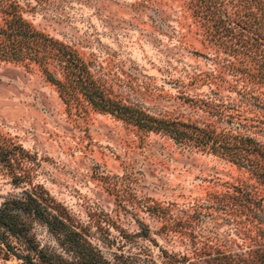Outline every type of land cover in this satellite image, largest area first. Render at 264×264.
<instances>
[{
    "label": "rangeland",
    "instance_id": "374dc122",
    "mask_svg": "<svg viewBox=\"0 0 264 264\" xmlns=\"http://www.w3.org/2000/svg\"><path fill=\"white\" fill-rule=\"evenodd\" d=\"M12 12L75 52L108 101L230 146L177 141L79 90L65 102L30 49L0 55V143L16 157L0 161V204L35 192L80 237L75 248L33 220L46 258L264 264V0H0V48ZM27 247L8 233L0 264H28Z\"/></svg>",
    "mask_w": 264,
    "mask_h": 264
},
{
    "label": "trees",
    "instance_id": "16d2710c",
    "mask_svg": "<svg viewBox=\"0 0 264 264\" xmlns=\"http://www.w3.org/2000/svg\"><path fill=\"white\" fill-rule=\"evenodd\" d=\"M5 33L8 40L0 48V55L19 59L25 53L28 54L27 51L30 49L33 58L39 60L42 64L46 77L57 85L59 93L65 102L75 97V90H79L94 107L133 120L140 127L163 130L177 141L191 138L198 144L207 146L213 151L219 149H222V152L229 151V140L225 136L220 137L218 134H212L207 130L204 131L194 126L192 129H186L181 127V125L189 127L190 125L187 123H179L175 120H156L142 113H134V109L127 105L108 101L103 97L98 85L95 84L85 63L75 52L66 48L57 40L32 29L15 12L11 13ZM39 47L47 49L48 53L44 52L38 55ZM50 56L57 58L63 65L65 71L64 78L60 79L55 77L47 68L46 58ZM14 156L15 153L12 149L0 143V161L10 162L12 158H16ZM33 220L46 223L50 231L57 235L63 242L76 245L75 248L81 244V242L79 243L80 237L78 232L59 213L49 207L35 192L25 191L23 196L6 198L0 204V239L3 240L8 233L22 236L28 244V251L20 255L17 254L18 257L24 259L25 263L41 264L34 259L33 255L35 253L47 264H55L46 258V254L42 248H38L28 235V230ZM5 242L7 243V240ZM87 261V264H91L90 258Z\"/></svg>",
    "mask_w": 264,
    "mask_h": 264
}]
</instances>
